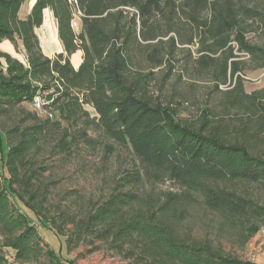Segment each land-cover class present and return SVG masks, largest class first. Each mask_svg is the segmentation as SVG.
<instances>
[{
  "label": "trees",
  "instance_id": "obj_1",
  "mask_svg": "<svg viewBox=\"0 0 264 264\" xmlns=\"http://www.w3.org/2000/svg\"><path fill=\"white\" fill-rule=\"evenodd\" d=\"M28 1L0 0V44L25 54L0 51V264H57L42 229L125 264H256L190 223L214 222L239 250L264 229V87L246 92L241 76L264 71V45L247 38L264 29V0H30L21 19ZM45 10L62 48L52 58L36 35ZM197 82L204 105L181 118L178 84ZM36 98L43 117L24 108ZM100 146L132 159L107 194L51 198L44 149L63 166Z\"/></svg>",
  "mask_w": 264,
  "mask_h": 264
},
{
  "label": "rangeland",
  "instance_id": "obj_2",
  "mask_svg": "<svg viewBox=\"0 0 264 264\" xmlns=\"http://www.w3.org/2000/svg\"><path fill=\"white\" fill-rule=\"evenodd\" d=\"M29 4L30 0L21 6L19 12L21 19L25 18L29 13H26V8ZM54 23L56 26V22ZM72 26L75 30H77L75 23H72ZM37 32L40 36V28ZM247 38H249L253 43L264 45V29H257L256 32L248 34ZM51 41H54V39L52 38ZM3 42L12 46L13 53L16 54V56L13 55L14 58L25 62V54L20 42L17 41L16 43L17 51L9 41ZM2 44L3 43L0 44V51L4 52L1 48ZM80 57L81 54H72L70 57L71 63L77 66L79 61H81ZM3 70H5L4 65ZM3 76H5V74H3ZM241 76L245 80L244 88L246 92H253L264 87V71L246 72ZM178 86L182 89V92L187 95V98L190 101L188 105H184L183 108H180L181 110L179 112V116L181 118L193 120L196 114H198L199 109L204 105L206 93L209 91V84H207V82H197L195 87L192 89L190 88V93L186 92L188 89L187 84H178ZM24 106V108L28 111L34 110V105L25 104ZM84 109L89 113L90 117H95V112L92 108L85 106ZM41 114L42 113H40V116L43 117ZM48 148L44 149L39 158L43 161L47 160L46 163L51 165L53 170L51 171V179L55 182V184L51 187V198H57V196H60L62 192L72 189L78 190L85 195V197H91L94 200L99 196H104L109 191L112 178L120 170L126 168L132 160L130 152L124 148L115 147L113 155L106 159L104 157L102 146L95 151L79 147V150L77 151L78 154H75L71 160L67 161V163L62 166L59 164L60 162L58 159H43L47 158ZM159 189L162 191L169 189L173 190L168 182L160 185ZM214 225V222L209 223L205 221V223H199L198 220H193L190 223L192 233L194 235L208 236L214 242L222 244L225 251L233 252L241 259L250 260L258 264H264L263 228L250 239L242 250H239L230 237L223 233H220V236H218L219 232H216ZM41 234L45 242H48V245L53 248L57 254H59L60 258L58 259L57 264H125L121 263L118 258L109 257L103 250L88 255L85 254V247L83 246L72 249L67 248L63 236L61 234H56L52 230L42 229ZM7 255H9V253H7ZM8 264L15 263H13L11 258H9Z\"/></svg>",
  "mask_w": 264,
  "mask_h": 264
},
{
  "label": "crops",
  "instance_id": "obj_3",
  "mask_svg": "<svg viewBox=\"0 0 264 264\" xmlns=\"http://www.w3.org/2000/svg\"><path fill=\"white\" fill-rule=\"evenodd\" d=\"M32 7V1H30V4L26 8V13L30 11ZM54 18L52 17V13L48 10L44 11V19H43V24L40 27V36L38 34V29H36V35L39 39L40 42V47L42 49L43 54L48 57L52 58L55 54L62 52V48L60 46V43L58 42L57 39V33H56V26ZM54 39V41H51V39ZM50 41V42H49ZM1 48L3 49L2 51L9 53L10 55H15L12 50V46H10L6 42H2ZM77 55L81 54L80 59L82 58V53L80 51L75 52ZM71 62V61H70ZM78 62V61H77ZM81 61H79V64ZM73 67L77 68L73 63H71ZM258 264V263H256Z\"/></svg>",
  "mask_w": 264,
  "mask_h": 264
},
{
  "label": "built area",
  "instance_id": "obj_4",
  "mask_svg": "<svg viewBox=\"0 0 264 264\" xmlns=\"http://www.w3.org/2000/svg\"><path fill=\"white\" fill-rule=\"evenodd\" d=\"M34 109L37 110L39 113L45 114V112H43L42 110V103L41 101L38 100V98H36L34 100ZM49 118H51V115H48Z\"/></svg>",
  "mask_w": 264,
  "mask_h": 264
}]
</instances>
